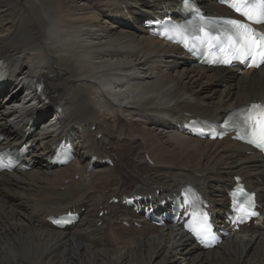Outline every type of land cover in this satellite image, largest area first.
Here are the masks:
<instances>
[{
	"label": "bare ground",
	"instance_id": "bare-ground-1",
	"mask_svg": "<svg viewBox=\"0 0 264 264\" xmlns=\"http://www.w3.org/2000/svg\"><path fill=\"white\" fill-rule=\"evenodd\" d=\"M178 1L0 0V57L13 65L0 95V130L7 142L28 134L36 142L30 171L0 173V264H264L256 251L264 217L262 227L251 223L203 251L178 227H126L140 217L114 202L193 183L218 212L227 204L224 189L241 175L264 214L260 154L229 138L186 136L173 124L188 113L220 119L264 100V68L242 75L192 68L177 46L147 35L143 19ZM41 83L51 104L37 93ZM48 110L58 117L44 116ZM36 112L42 125L32 121ZM61 138L77 143V160L48 168L43 156ZM94 155L100 161L87 171ZM111 155L114 167L100 163ZM73 207L85 208L76 226L60 230L47 221Z\"/></svg>",
	"mask_w": 264,
	"mask_h": 264
},
{
	"label": "snow or ice",
	"instance_id": "snow-or-ice-1",
	"mask_svg": "<svg viewBox=\"0 0 264 264\" xmlns=\"http://www.w3.org/2000/svg\"><path fill=\"white\" fill-rule=\"evenodd\" d=\"M224 2L226 6L250 23L242 22L240 19L225 21L230 25V32L227 36L230 54L215 62L230 66L233 60H239L242 63L248 62V67L260 68L264 65V32L257 31L251 25H264V0H224ZM199 32L204 36L208 35L203 25L199 28ZM197 42H202L201 37L192 33L191 42L186 37L184 46L192 51L197 47ZM236 115L239 117L242 130L249 142L264 150V103H252ZM238 211L243 212V216L237 217L240 221L246 217L259 215L243 206ZM200 215L207 218V213L202 212Z\"/></svg>",
	"mask_w": 264,
	"mask_h": 264
},
{
	"label": "rangeland",
	"instance_id": "rangeland-1",
	"mask_svg": "<svg viewBox=\"0 0 264 264\" xmlns=\"http://www.w3.org/2000/svg\"><path fill=\"white\" fill-rule=\"evenodd\" d=\"M121 141L123 142V139L121 138ZM120 141V142H121ZM125 144V143H124ZM124 159H126L125 160V162L129 165V167H130V169H132V167L134 166V161H133V157L131 156V155H129V154H127V153H124ZM132 161V162H131ZM131 162V163H130ZM133 165V166H132ZM121 174L124 176V177H126V179L127 180H130V178H128V176H129V171L128 170H121ZM258 225H260L261 227L263 226V224H262V222H259V224ZM264 227V226H263ZM262 230H264V228L262 229ZM263 244V243H262ZM262 244H260L259 246H257V248L258 249H256V251H257V256H259L260 254L262 255V256H264V244H263V247H262ZM262 248H261V247ZM261 249L263 250V252H261Z\"/></svg>",
	"mask_w": 264,
	"mask_h": 264
}]
</instances>
